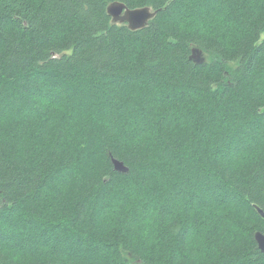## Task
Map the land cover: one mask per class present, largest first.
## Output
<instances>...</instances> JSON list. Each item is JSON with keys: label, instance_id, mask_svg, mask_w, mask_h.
I'll return each instance as SVG.
<instances>
[{"label": "trees", "instance_id": "obj_1", "mask_svg": "<svg viewBox=\"0 0 264 264\" xmlns=\"http://www.w3.org/2000/svg\"><path fill=\"white\" fill-rule=\"evenodd\" d=\"M256 206L264 0H0V264H264Z\"/></svg>", "mask_w": 264, "mask_h": 264}, {"label": "water", "instance_id": "obj_2", "mask_svg": "<svg viewBox=\"0 0 264 264\" xmlns=\"http://www.w3.org/2000/svg\"><path fill=\"white\" fill-rule=\"evenodd\" d=\"M108 13L113 17L114 21L126 22L132 30L143 28L156 15V11L152 10L151 7L129 8L122 2L111 3L108 6ZM191 57L196 61H201L200 52L196 51V49H193ZM112 162L117 171L123 173L129 171V167L123 161L112 157ZM257 210L264 217V211L259 207H257ZM255 239L258 247L264 252V234L261 231H257Z\"/></svg>", "mask_w": 264, "mask_h": 264}, {"label": "rangeland", "instance_id": "obj_3", "mask_svg": "<svg viewBox=\"0 0 264 264\" xmlns=\"http://www.w3.org/2000/svg\"><path fill=\"white\" fill-rule=\"evenodd\" d=\"M217 3V2H216ZM215 3V4H216ZM213 6V9L211 10L210 9V7L209 6H205L204 5V7L203 6H201V4H199L198 6H196L195 7V9H196V12H197V14H199V13H204L205 11V9H206V12L208 11V12H210L212 15H216V14H214L216 11H217V8H216V6L215 5H212ZM219 9V8H218ZM196 51H198V52H200V57L201 58H203L204 57V53L202 52V51H200V50H197L196 49ZM123 87H121V90H122V88H123V91H125L126 90V88L128 87V86H125V85H122ZM55 96H57V95H54V96H52V95H50V97H51V99L52 100H47L46 101V103H50V104H54L55 103V101L56 100H59L57 97H55ZM50 99V98H49ZM53 100H55V101H53ZM105 102V101H104ZM81 107V106H80ZM99 108L100 109H102V110H99L101 113V116L104 118V117H106L107 115L108 116H110L111 118H114V116H115V114L113 115V114H110V112H111V110L109 109V107H105V104H103V105H101V106H99ZM116 109H113V110H116L115 112H116V114H121V113H125V112H127V109L125 108H123V106H117V107H115ZM79 110H82V108H79ZM112 110V112H114ZM127 113H129V111L127 112ZM138 114V112H136L135 114L134 113H131V115L129 116L131 119L132 118H136V115ZM112 115V116H111ZM134 115V116H133ZM133 116V117H132ZM25 228H28V226H24V224L23 223H20V225H17V230L15 231V232H23V230L25 229ZM28 231V230H27ZM33 232V231H32ZM32 232H30V233H32ZM28 236V235H27ZM56 238V237H55ZM12 241H16L15 239H5V238H0V244H2V243H7L8 244V242H12ZM43 241H48V237L47 236H42L41 237V242H37V243H35V246L36 247H42L43 246V244H44V242ZM40 243V244H39ZM25 243H23V245H24ZM44 246H49V244L47 245H44ZM55 248H57V250H58V252H59V250L60 249H62L63 250V252L66 254V255H68L69 254V252H71V251H73V249L75 248V247H73V246H71V248H72V250L70 251L69 249H66V248H62V246H60L58 243H57V245H56V247ZM31 249H32V247H31ZM30 249V250H31ZM83 249V247L81 248V250ZM27 250V249H26ZM49 250V251H48ZM81 250H78V251H76V249L73 251V253L74 254H76L75 256H81V255H85V256H87L88 257V254L87 253H84V252H81ZM48 253L50 252V248H48L47 250H46ZM29 252V251H28ZM72 253V252H71ZM84 253V254H83Z\"/></svg>", "mask_w": 264, "mask_h": 264}, {"label": "bare ground", "instance_id": "obj_4", "mask_svg": "<svg viewBox=\"0 0 264 264\" xmlns=\"http://www.w3.org/2000/svg\"><path fill=\"white\" fill-rule=\"evenodd\" d=\"M126 165V164H125Z\"/></svg>", "mask_w": 264, "mask_h": 264}]
</instances>
